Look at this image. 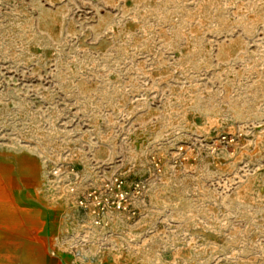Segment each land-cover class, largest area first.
I'll return each instance as SVG.
<instances>
[{
	"label": "rangeland",
	"instance_id": "rangeland-1",
	"mask_svg": "<svg viewBox=\"0 0 264 264\" xmlns=\"http://www.w3.org/2000/svg\"><path fill=\"white\" fill-rule=\"evenodd\" d=\"M0 188L61 264H264V0H0Z\"/></svg>",
	"mask_w": 264,
	"mask_h": 264
},
{
	"label": "bare ground",
	"instance_id": "bare-ground-1",
	"mask_svg": "<svg viewBox=\"0 0 264 264\" xmlns=\"http://www.w3.org/2000/svg\"><path fill=\"white\" fill-rule=\"evenodd\" d=\"M12 176L13 174L9 176L8 181L11 182ZM30 209V207H20L14 194H10L9 199H0V220L6 223L8 231L20 229L19 215L28 214ZM30 222L34 223L36 220ZM60 259L59 254L53 256L49 252L48 244L39 235H29L22 241L0 230V264H61Z\"/></svg>",
	"mask_w": 264,
	"mask_h": 264
}]
</instances>
